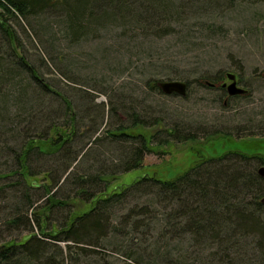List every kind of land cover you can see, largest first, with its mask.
Masks as SVG:
<instances>
[{
  "label": "rangeland",
  "instance_id": "374dc122",
  "mask_svg": "<svg viewBox=\"0 0 264 264\" xmlns=\"http://www.w3.org/2000/svg\"><path fill=\"white\" fill-rule=\"evenodd\" d=\"M168 1L174 8L180 6L177 13L171 9L169 23L156 28L134 23L99 25L78 39L69 31L64 13L56 8L45 9L26 21L19 17L7 19L16 36L17 53L43 82L71 101L76 135L66 149L79 157L63 173L65 150L52 156L32 152L29 168L40 185L30 188L22 178L14 155L26 138L54 126H67V115L58 97L36 88L21 73L22 83L17 88L27 87L26 94L20 96L16 88H10L4 98L7 100L0 104V244L38 233L36 220H45V230L63 224L65 209L42 215L46 197L42 184L52 179V191L64 199L74 195L78 177L110 174L133 144L108 132L129 124L127 118L133 110L144 118H159L166 126L199 135L217 129L245 136L243 141L264 138V0ZM0 59L3 63L17 61L1 30ZM216 72L234 74L237 85L246 91L243 97L228 99L227 93L219 97V92L204 88L202 76ZM166 75L186 77L192 82L185 97L166 96L147 88L148 79L165 80ZM141 132L149 135L152 131ZM195 144L159 148L160 155H146L140 168L112 180L111 189L129 185L142 176L174 178L191 166L195 155L189 149ZM223 147L227 145L217 144L209 155H221ZM82 149L85 156L80 159ZM151 199H133L128 206ZM124 211L122 206L110 211L111 232L100 246L86 245V252L73 251L69 255L65 242L39 237L46 241L48 255H53L56 247L61 249L62 254L59 251L56 256L59 264H72L73 260L81 264H172L185 252L191 258L197 257L195 248L173 241V223L159 243L165 262L155 257L152 252L160 227L154 226L150 232L133 230L124 222ZM27 221L32 225L28 227ZM241 243L247 245V251L239 252L243 256L247 252V264H264V241L260 243L252 236ZM209 253L211 250L204 249L197 254L205 258Z\"/></svg>",
  "mask_w": 264,
  "mask_h": 264
},
{
  "label": "trees",
  "instance_id": "16d2710c",
  "mask_svg": "<svg viewBox=\"0 0 264 264\" xmlns=\"http://www.w3.org/2000/svg\"><path fill=\"white\" fill-rule=\"evenodd\" d=\"M49 8L64 13L69 31L78 39L91 27L106 24L125 26L134 23L156 28L169 23L173 15L171 9L177 13L180 6L174 8L168 0H0V30L7 36L17 59L10 63H3L0 59V104L7 100L4 98H7L6 92L10 88H16L20 96L26 94L27 87L17 88L22 83L21 73L24 72L36 88L58 97L67 115V126H54L43 134L26 138L14 155L19 173L30 188L40 185L29 168L28 157L32 152L52 156L65 150L66 159L61 167H64L63 173L79 157L66 149L76 135V116L71 101L43 82L37 71L17 53L16 36L7 24L9 17H19L26 21L30 16ZM171 27L169 24L168 28ZM225 80L226 74L221 72L213 76L204 75L202 86L214 89L221 97L226 95L222 86ZM161 81H182L187 90L192 83L186 77L166 75L165 80L148 79L146 86L150 91L160 93L158 83ZM238 83L242 82L239 80ZM227 97L232 99L243 95ZM127 120L129 124H121L113 132H108L114 138L133 144L127 149L126 157L120 164L113 166L115 168L110 174L97 172L87 178L78 177L74 182V195L64 199L56 197L51 187L52 179L48 181L46 174L45 180L49 183L42 184L46 197L41 213L43 215L56 209H65L67 212L63 224L45 230V220H36L38 233L0 244V264H59L56 256L59 251L62 254L61 249L56 247L53 255H48L46 241L39 236L49 237L54 242H65L69 255L73 251L86 252V245L100 246L107 233L111 232L110 211L121 206L125 209L124 222L133 230L150 232L154 226L160 227L152 253L155 257H162L163 262L166 256L160 254L159 243L167 237V228L173 223V241L195 248L193 253L197 257L191 258L185 252L172 264H247V252L245 256L239 253L242 249L247 251V245L241 241L252 236L258 237L260 243L264 241V176L258 174V169L264 168V153L260 152L264 150V138L243 141L241 138L245 136L239 137L217 129L199 135L166 126L159 118H144L134 110ZM141 130L152 132L145 135ZM196 141L202 142L199 144ZM186 142L196 144L189 149L195 155L194 161L184 172L170 180L142 176L129 185L111 189L112 180L140 168L146 155H160L157 152L159 148ZM219 143L227 145L223 147L225 149L222 154L209 155L213 154V148ZM82 152L80 159L85 156L84 150ZM69 175L70 172L63 181ZM148 197L152 198L150 202L129 208L133 199L140 201ZM80 206L86 208L80 210ZM26 224L28 227L32 225L31 221ZM204 249L211 250V253L201 258L197 253ZM72 264L81 263L73 260Z\"/></svg>",
  "mask_w": 264,
  "mask_h": 264
},
{
  "label": "water",
  "instance_id": "95a60500",
  "mask_svg": "<svg viewBox=\"0 0 264 264\" xmlns=\"http://www.w3.org/2000/svg\"><path fill=\"white\" fill-rule=\"evenodd\" d=\"M226 80L228 83H224L222 86L226 90L227 96H242L246 91L237 85L236 76L232 73L226 74ZM160 92L166 96L177 95L179 97H185L187 94V86L182 81H161L158 83ZM258 174L264 176V168L258 169ZM264 202V199L262 200Z\"/></svg>",
  "mask_w": 264,
  "mask_h": 264
}]
</instances>
